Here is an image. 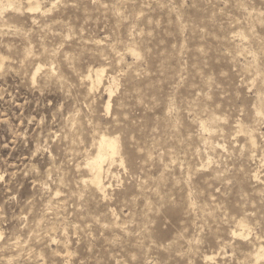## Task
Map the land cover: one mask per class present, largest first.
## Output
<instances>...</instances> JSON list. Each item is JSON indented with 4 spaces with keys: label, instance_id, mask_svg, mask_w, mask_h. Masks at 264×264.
Returning <instances> with one entry per match:
<instances>
[{
    "label": "rangeland",
    "instance_id": "rangeland-1",
    "mask_svg": "<svg viewBox=\"0 0 264 264\" xmlns=\"http://www.w3.org/2000/svg\"><path fill=\"white\" fill-rule=\"evenodd\" d=\"M38 1L0 7V264H257L264 3Z\"/></svg>",
    "mask_w": 264,
    "mask_h": 264
},
{
    "label": "bare ground",
    "instance_id": "bare-ground-1",
    "mask_svg": "<svg viewBox=\"0 0 264 264\" xmlns=\"http://www.w3.org/2000/svg\"><path fill=\"white\" fill-rule=\"evenodd\" d=\"M28 3V10L29 11H38L40 9L39 7V1L37 0H26ZM7 3V6H12L16 0H0V7L3 6V3ZM38 69L36 70V72ZM104 71L103 69L96 70L94 72L95 76V85L101 84V77L103 75ZM88 76V75H87ZM90 79V78H88ZM34 80V77L32 78ZM92 81V79L90 80ZM93 84V83H92ZM91 86H94L91 85ZM97 87V86H96ZM95 88V87H94ZM111 87L107 90L110 100L111 95ZM107 101L105 106V111L108 112L110 108V101ZM119 155V142L116 137H106L101 135L95 144V154L88 158L85 162V167L87 169L88 175H89V184L94 188L95 192H97L99 195H101L103 198L105 197V193L107 189H109V185H106L104 183L103 175L105 172L107 173L112 166V164L115 162L116 156ZM120 165H123V161L120 159L119 161ZM104 167L107 169L105 170ZM256 178V175L254 176ZM238 226L240 227V232L237 233L236 231H232V236L241 238L244 235L245 226L239 222ZM264 249V247L259 246L255 249L254 260L255 263L264 261V259H260L261 255H264V253L261 252V250Z\"/></svg>",
    "mask_w": 264,
    "mask_h": 264
},
{
    "label": "clouds",
    "instance_id": "clouds-1",
    "mask_svg": "<svg viewBox=\"0 0 264 264\" xmlns=\"http://www.w3.org/2000/svg\"><path fill=\"white\" fill-rule=\"evenodd\" d=\"M261 2L264 3V0H261ZM250 15H254V12H251ZM262 55H264V53H262ZM43 97L47 98V102H49L51 104L53 103V100H56L58 102H60V100H61V97L59 95L45 94ZM0 179H2V177H0ZM241 238L245 239V240L248 239L247 236H242ZM0 239H3V233H0ZM261 252L264 253V249H262ZM260 259H264V255H261ZM20 264H23V262H20ZM129 264H131V261H129ZM161 264H167V261L164 260L163 257H162ZM248 264H253V262L251 260H249ZM257 264H258V262H257Z\"/></svg>",
    "mask_w": 264,
    "mask_h": 264
}]
</instances>
